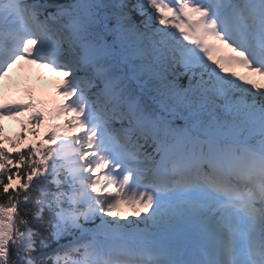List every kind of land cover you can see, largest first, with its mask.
I'll list each match as a JSON object with an SVG mask.
<instances>
[{"label":"snow or ice","instance_id":"6c2138e0","mask_svg":"<svg viewBox=\"0 0 264 264\" xmlns=\"http://www.w3.org/2000/svg\"><path fill=\"white\" fill-rule=\"evenodd\" d=\"M22 116L0 264H264V0H0Z\"/></svg>","mask_w":264,"mask_h":264},{"label":"trees","instance_id":"16d2710c","mask_svg":"<svg viewBox=\"0 0 264 264\" xmlns=\"http://www.w3.org/2000/svg\"><path fill=\"white\" fill-rule=\"evenodd\" d=\"M37 140H38V135H37V137L33 138V139L31 140V142L34 143V142H36ZM25 143H26V141H25Z\"/></svg>","mask_w":264,"mask_h":264}]
</instances>
